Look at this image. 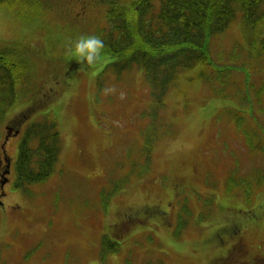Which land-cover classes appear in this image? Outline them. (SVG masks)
I'll list each match as a JSON object with an SVG mask.
<instances>
[{"label":"rangeland","instance_id":"obj_1","mask_svg":"<svg viewBox=\"0 0 264 264\" xmlns=\"http://www.w3.org/2000/svg\"><path fill=\"white\" fill-rule=\"evenodd\" d=\"M101 1L61 0L59 17L36 20L0 7V46L17 42L19 50L11 54L17 96L4 120L33 115L29 123L41 122L48 115L61 134L48 180L0 193V264H217L238 241L237 249L248 247L264 260V188L246 204L243 186L228 192L231 183L264 174L258 133L251 135L255 149L235 122L237 102L215 95L197 76L210 69L202 64L178 72L160 108L143 69L118 74L109 65L115 58L103 53L81 63L76 40L109 28ZM263 36L246 34L239 15L210 46L214 63L233 67L229 78L244 82L250 67L259 73L249 78L263 102L235 111L260 136L264 52L254 53ZM30 100L45 103L32 108ZM221 232L224 246L215 238ZM106 236L118 244L116 252Z\"/></svg>","mask_w":264,"mask_h":264},{"label":"trees","instance_id":"obj_2","mask_svg":"<svg viewBox=\"0 0 264 264\" xmlns=\"http://www.w3.org/2000/svg\"><path fill=\"white\" fill-rule=\"evenodd\" d=\"M58 2L61 4V0ZM58 2L55 0L56 6L52 7L50 0H0V7L18 10L23 13V18L36 20L46 15L59 17L58 13L64 7ZM100 4L107 8L104 18L109 24L107 31L99 34L104 42L103 55L115 58L109 65L114 66L118 74L135 67L144 69L154 103L160 108L165 106L167 91L178 72L184 68H194L197 64L210 68L202 70L204 77L200 73L197 76L210 84L215 95L245 107L263 102L262 94L258 99L251 89L256 84L252 80L253 76H260L258 72L250 67L244 82H241L229 78L234 71L233 67L228 64L227 67L217 65L210 57L213 39L223 36L239 15L246 34L255 30L264 34L263 0H110L108 4L102 0ZM78 16L88 15L83 13ZM259 52H264V36L254 55ZM12 53H19V50L9 45L0 46V121L17 96L13 71L16 59L11 57ZM84 62L85 60L81 63ZM234 69L237 70L235 67ZM249 72L252 73V79L249 78ZM261 83L263 85L258 88L264 91V81ZM32 108H36V104ZM235 110L238 129L246 134L249 146L257 149L259 144H264V135L260 136L256 127L249 128L250 121H242L241 117L245 118L244 115H237ZM44 119L49 120L48 116ZM47 120L43 121L45 124L34 125L35 137L39 142L35 156L28 152L30 160L22 156L18 163V167L23 164L24 175H27L28 180L39 179V183H44L53 174L61 147L60 132L56 128L57 119ZM257 133L259 144L251 139V135L256 136ZM37 153L40 155L38 159ZM32 161L35 168L38 166L39 175L33 171V166L30 165ZM257 175L259 176L254 177L252 182L243 180L236 184L243 186L240 190L244 188L243 195L250 202L264 188V174ZM258 188L260 189L256 191Z\"/></svg>","mask_w":264,"mask_h":264},{"label":"flooded vegetation","instance_id":"obj_3","mask_svg":"<svg viewBox=\"0 0 264 264\" xmlns=\"http://www.w3.org/2000/svg\"><path fill=\"white\" fill-rule=\"evenodd\" d=\"M22 121H16V120H12L10 122V124L8 125V127L11 129V132H8L6 130L2 131V135L0 136V177L2 176H6V171L8 165H6V161L9 160L11 155H7L4 152L3 149V145L5 144V148L8 152V149L10 148L9 144L11 143V141H14L18 138L19 134H18V127L20 124H22ZM12 157V156H11ZM11 167V166H10ZM2 175V176H1ZM10 180V179H9ZM0 186H1V181H0ZM2 195H4V193L0 192ZM2 202L0 201V204ZM131 217H129L130 219ZM120 228H123L122 224L118 225ZM228 229V228H227ZM222 232H224V230H222ZM222 232L218 233L215 238L218 239L219 244H221L222 246H224V239L222 237ZM210 236V235H208ZM211 238L213 236H210ZM213 239V238H212ZM203 241H206V238H204ZM239 241L236 242L234 244V248L231 251H227L225 252V256L224 257H220L218 259V263L217 264H264V260L260 259L257 254L253 255L251 253H249V248H245V249H237L235 247V245H238ZM211 246V245H209ZM221 252V251H220ZM234 252V253H233ZM223 253V252H221ZM233 255L237 254V257H239L236 261L233 258Z\"/></svg>","mask_w":264,"mask_h":264},{"label":"clouds","instance_id":"obj_4","mask_svg":"<svg viewBox=\"0 0 264 264\" xmlns=\"http://www.w3.org/2000/svg\"><path fill=\"white\" fill-rule=\"evenodd\" d=\"M104 47V42L96 35L80 36L73 47V54L92 63L99 59Z\"/></svg>","mask_w":264,"mask_h":264},{"label":"bare ground","instance_id":"obj_5","mask_svg":"<svg viewBox=\"0 0 264 264\" xmlns=\"http://www.w3.org/2000/svg\"><path fill=\"white\" fill-rule=\"evenodd\" d=\"M253 71H255V70L253 69ZM4 146H5V144L3 145L4 152H5L7 155L11 154V148H12V146H10V148L8 149V152H7V150H6V148H5Z\"/></svg>","mask_w":264,"mask_h":264}]
</instances>
